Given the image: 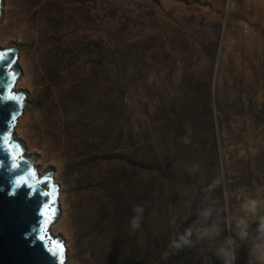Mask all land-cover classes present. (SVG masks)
I'll return each instance as SVG.
<instances>
[{"label":"rangeland","instance_id":"1","mask_svg":"<svg viewBox=\"0 0 264 264\" xmlns=\"http://www.w3.org/2000/svg\"><path fill=\"white\" fill-rule=\"evenodd\" d=\"M13 9L49 51L47 114L24 47L1 31ZM9 48L21 118L44 112L54 135L20 118L10 138L36 179L51 171L47 236L62 239L66 264H223L228 217L235 226L245 201H264V0H0ZM135 205L144 214L133 231ZM213 225L218 235L172 248ZM234 264H248L247 244Z\"/></svg>","mask_w":264,"mask_h":264},{"label":"water","instance_id":"2","mask_svg":"<svg viewBox=\"0 0 264 264\" xmlns=\"http://www.w3.org/2000/svg\"><path fill=\"white\" fill-rule=\"evenodd\" d=\"M16 75L14 48L0 51V264H65L62 239L47 236L57 215L51 171L36 179L27 148L10 138L23 109Z\"/></svg>","mask_w":264,"mask_h":264},{"label":"clouds","instance_id":"3","mask_svg":"<svg viewBox=\"0 0 264 264\" xmlns=\"http://www.w3.org/2000/svg\"><path fill=\"white\" fill-rule=\"evenodd\" d=\"M185 143L188 141L185 140ZM264 203L261 199H248L242 205V213L239 215L235 226H233L230 216L228 217V229L235 233V236H227L217 247L216 254L223 261V264H234L237 259V252L244 244L248 245V264H264V212H261V205ZM134 215L131 218V228L137 230L142 221L144 208L141 205H135L132 208ZM215 209L207 207L201 210L202 221H207L213 216ZM256 223V228L249 231L251 223ZM200 223V222H198ZM213 225L210 227H192L181 234L172 242V248L181 250L192 243V236L195 235L198 240H205L208 234L212 232ZM219 229L216 232L218 235Z\"/></svg>","mask_w":264,"mask_h":264},{"label":"bare ground","instance_id":"4","mask_svg":"<svg viewBox=\"0 0 264 264\" xmlns=\"http://www.w3.org/2000/svg\"><path fill=\"white\" fill-rule=\"evenodd\" d=\"M30 26V19L24 18V20L21 21L20 17L16 16V11L13 9L6 11V19L3 23L1 31L9 35L12 34L13 36H17L22 47H24L22 52L24 71L31 78V80L34 81L38 90L40 91L41 96H43V98L40 99L41 105L43 106V108H46L45 112L47 114V105L50 103V100L48 99L46 94L48 93L50 88H54L53 86L57 85V82H54L52 79H49L47 70H44V64L46 62L45 57L48 55L49 51L41 45L39 41L41 40V35L39 33L34 32L32 30V26L31 28ZM2 42L5 43L4 40ZM19 83L23 84L25 83V81L22 80ZM51 96H49V98H51ZM43 117L44 112H35L31 115L26 114L25 116H23V118H21L20 115V125H29L30 128L34 129V131L41 134V136H54L51 135L53 129L50 130L46 126L47 122H44Z\"/></svg>","mask_w":264,"mask_h":264}]
</instances>
